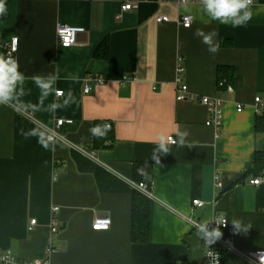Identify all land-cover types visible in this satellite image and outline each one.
<instances>
[{
  "label": "crops",
  "instance_id": "crops-1",
  "mask_svg": "<svg viewBox=\"0 0 264 264\" xmlns=\"http://www.w3.org/2000/svg\"><path fill=\"white\" fill-rule=\"evenodd\" d=\"M5 2L0 54L6 56L18 38L17 59L31 89L23 99L36 103L39 96L31 77L58 70L55 87L63 95H50L44 104L62 103L69 89L76 102L55 113L0 105V250L12 251L18 263L204 264L206 246L191 220L222 216L228 221L225 234L236 245L228 264H255L247 256L264 251V183L251 184L264 177L251 171L264 139L256 132L255 103L264 100V0H256L252 19L236 28L211 20L199 0H191L187 12L177 0L143 2L121 18L122 0ZM186 15L194 18L189 29L177 23ZM163 16L169 22L159 24ZM59 24L85 29L76 46H59ZM197 28L217 32L218 53H209L194 36ZM105 42L107 56L97 57ZM221 66L236 73L235 84L225 90L217 81ZM69 74L79 79H65ZM179 77L194 101L177 99ZM202 98L223 102L219 130L207 126ZM58 120L70 122L58 132L71 143L54 151L21 135L37 125L49 131ZM96 124L111 125L104 138L89 133ZM181 132L187 133L183 146L156 151L161 135L178 140ZM139 164L151 166L153 179L146 244L131 239ZM195 200L205 206L193 212ZM104 218L112 221L110 229L93 230L95 220ZM233 220L246 230H236Z\"/></svg>",
  "mask_w": 264,
  "mask_h": 264
},
{
  "label": "clouds",
  "instance_id": "clouds-1",
  "mask_svg": "<svg viewBox=\"0 0 264 264\" xmlns=\"http://www.w3.org/2000/svg\"><path fill=\"white\" fill-rule=\"evenodd\" d=\"M201 11L206 14L211 20L217 21L220 24L231 25L233 28L245 26L253 17L252 4L253 0H199ZM181 5L187 12L189 10V0H181ZM7 14V7L5 0H0V17ZM194 36L200 38L201 42L207 46V51L212 54L218 53L220 43L216 40L217 32L215 30L205 32L201 28H197ZM18 39V38H17ZM59 71L49 73L48 75H35L31 80L35 87L39 90V96L36 103L25 101L23 98L31 94V89H26V80L28 79L24 72L20 70V62L12 55L0 54V105L13 106L17 110L21 108L25 111L32 112H48L55 113L57 109L68 107L76 102V98L71 89L68 90L62 103H57L55 100L48 105L44 101L50 96L60 92L55 85L59 79ZM65 79L77 81L79 77L75 74H69ZM47 125L41 127L37 125L27 132L21 129V135L25 138L35 137L37 142L45 150H55L56 146H66L71 143L66 138L62 137L56 132L55 135L47 130ZM111 126L108 124H96L89 128V133L97 138H104ZM187 133L181 132L178 134L179 139L175 140L171 136L165 137L161 135L158 138L157 152H168L170 144H178L183 146L185 144V137ZM156 163L160 164L159 158H155ZM216 227L209 228V222L201 223L196 220L192 221L195 228V235L198 240H203L204 245L209 249V246L214 244L221 236V225H227L228 221L224 217H218L213 220ZM232 225L236 230L245 229L241 222L233 220ZM215 254L209 251V255ZM218 258V257H217Z\"/></svg>",
  "mask_w": 264,
  "mask_h": 264
},
{
  "label": "built area",
  "instance_id": "built-area-1",
  "mask_svg": "<svg viewBox=\"0 0 264 264\" xmlns=\"http://www.w3.org/2000/svg\"><path fill=\"white\" fill-rule=\"evenodd\" d=\"M123 1V6L121 9L120 14L118 15V18H121L123 13L133 11L139 7V5L143 2H150V1H156L160 2L162 0H122ZM256 0H253V4L255 3ZM179 4H181V0H177ZM191 2V0H189ZM252 4V5H253ZM157 22L159 24L169 22V18L166 16L163 17H158ZM194 22V18L192 15H186L181 17V19L177 22L179 26L189 29ZM85 33V29L81 27H73L69 26L66 24H59L57 26L56 34H57V41L59 46L62 48H71L74 47L78 44V38L81 34ZM18 47H19V40L17 38H14L11 43L7 46L6 48V56L7 55H12L13 57L17 58V53H18ZM184 72L183 67H179L178 73L181 75ZM90 80H86V89L85 93H89L91 90V86L89 84ZM222 85V84H221ZM63 92H59L57 96H62ZM177 99L179 101H194L195 98L193 95L189 93V88L185 84V82L182 81V79L179 77L177 79ZM264 100H261V98H256L255 103L257 106V112L260 113L264 111ZM201 104H203L207 109L209 110L210 118L207 121V126H212L215 127L217 130H219L223 124V102L219 99H211V98H202L200 100ZM243 107L242 105H238V112H242ZM70 123L69 121L66 120H58L56 123V126L49 131L52 132L53 135L58 132V129L61 128L64 124ZM110 125V124H109ZM111 126V125H110ZM60 134V133H59ZM173 139H175L173 136H171ZM61 138V137H60ZM176 140V139H175ZM172 145H177V144H172ZM83 150V149H81ZM86 152V150H83ZM91 157H95V154L92 153ZM264 183V177H259L251 182L252 185L258 186L260 184ZM153 184V183H152ZM149 184L144 183V182H133V186L135 190L140 193L142 196L153 199V194L151 190V186ZM205 204L199 200L193 201V212L198 208H203ZM53 212L57 211V208L52 209ZM218 218L217 216L212 217V219L209 222V228L216 227V224L213 220ZM191 220V224H192ZM36 221L33 220L31 222V225L34 226L36 225ZM112 221L109 218H104V219H97L94 222L93 230L95 231H108L111 227ZM193 226V224H192ZM228 224L221 225L220 226V231L222 232V236L212 245L209 246V249L205 247V254H204V264H222V255L224 252H233L235 251V243L234 240L229 238L226 234L225 231H227ZM194 228V227H193ZM195 229V228H194ZM51 232L52 234H56L58 232L57 224L55 221H53V224L51 226ZM209 251L214 252L215 254L209 255ZM53 252L52 246L50 245L49 248L47 249V253L50 254ZM218 257V258H217ZM248 260H251V262L255 264H264V251H256L252 252L247 256ZM0 263L1 264H51L48 259H43V260H34V261H23L19 262L16 260L15 256L13 255L12 251L10 250H0Z\"/></svg>",
  "mask_w": 264,
  "mask_h": 264
},
{
  "label": "trees",
  "instance_id": "trees-1",
  "mask_svg": "<svg viewBox=\"0 0 264 264\" xmlns=\"http://www.w3.org/2000/svg\"><path fill=\"white\" fill-rule=\"evenodd\" d=\"M102 48V50L100 49ZM96 56H107L108 53V43L105 42L100 47ZM101 51H104L102 55ZM217 81L220 90H225L228 86H233L236 81L235 69L228 66H221L217 70ZM222 84V85H221ZM256 121V132L257 134L264 136V111L258 113ZM255 160L252 166V174L258 176L264 172V139L262 141L261 149L255 154ZM135 180L136 182H144L152 184V169L148 164H139L135 169ZM150 201L139 194L134 192L132 201V229H131V239L135 244H146L149 242L150 238ZM222 264H228V253L224 252L222 255Z\"/></svg>",
  "mask_w": 264,
  "mask_h": 264
}]
</instances>
